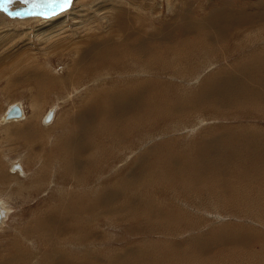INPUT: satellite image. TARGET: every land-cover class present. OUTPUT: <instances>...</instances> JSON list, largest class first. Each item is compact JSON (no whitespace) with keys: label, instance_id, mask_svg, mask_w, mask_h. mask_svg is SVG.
Returning a JSON list of instances; mask_svg holds the SVG:
<instances>
[{"label":"rangeland","instance_id":"rangeland-1","mask_svg":"<svg viewBox=\"0 0 264 264\" xmlns=\"http://www.w3.org/2000/svg\"><path fill=\"white\" fill-rule=\"evenodd\" d=\"M1 202L0 264H264V0L0 10Z\"/></svg>","mask_w":264,"mask_h":264},{"label":"bare ground","instance_id":"bare-ground-1","mask_svg":"<svg viewBox=\"0 0 264 264\" xmlns=\"http://www.w3.org/2000/svg\"><path fill=\"white\" fill-rule=\"evenodd\" d=\"M78 2L80 1V0H77ZM58 7V5L57 6H54V8H57ZM73 15H75L74 13H72ZM121 17V16H120ZM53 18V17H52ZM51 18H49V20H48V22H54V21H57V22H55V26L56 25H61V24H65V20L67 19V17H65V19L64 20H62L61 18H57V19H51ZM135 20H137L136 18H135ZM83 22H85V20H82ZM121 21V20H120ZM126 21V20H125ZM86 23V22H85ZM54 24V23H53ZM76 25V24H75ZM74 25V26H75ZM120 25H122L121 23H120ZM130 26L131 25H129L128 27H127V25L126 24H124L123 26H122V28L124 29V31H121V33L123 32V33H125L126 35H127V37H130V36H132L131 34H134V32H131L130 31ZM51 27V26H50ZM53 27V26H52ZM78 28V27H77ZM87 30V29H86ZM42 31V30H41ZM45 31H48V30H46L45 29ZM113 32V31H112ZM95 34V33H94ZM120 35V34H119ZM94 37H96V36H94ZM115 37V36H114ZM113 37V38H114ZM123 37V36H122ZM105 39V38H104ZM95 40V39H94ZM107 40V39H106ZM89 43V42H88ZM115 44V42H114V39L112 40V41H110L109 43H104V46H105V48H107V49H110L111 51H113L114 49H115V47H112V44ZM90 44V43H89ZM103 44V43H102ZM100 45L101 46V48H104V46L103 45ZM96 45H93V47L92 48H94ZM98 46V45H97ZM115 46V45H114ZM68 47V46H67ZM70 49V48H69ZM75 50V49H74ZM79 50V49H78ZM94 50V49H93ZM110 51V52H111ZM72 52V51H71ZM109 52V51H108ZM81 73V72H80ZM78 75H79V73H78ZM37 76V75H36ZM74 78H76V77H74ZM78 78V77H77ZM43 81V80H42ZM40 83V82H39ZM45 84H47L46 82H45ZM42 89V88H41ZM121 102V101H120ZM112 103V102H111ZM110 103V104H111ZM109 105V104H108ZM104 111V110H103ZM23 115V114H22ZM109 117V116H108ZM16 118H20V117H16ZM22 118V117H21ZM14 119V118H13ZM28 122V121H27ZM22 126V125H21ZM12 131V130H11ZM16 164H18V163H16ZM18 166H19V168L18 169H16L15 170V167L13 166V169H12V172H18V173H20V174H24V168L20 165V164H18ZM70 170V169H69ZM67 173H68V171H67ZM129 190V189H128ZM7 205V204H6ZM0 210H1V213H2V217H1V219H0V223H2V221H3V219H5V217L7 216L6 215V213H7V211L5 210V207H4V205H2V202L0 203Z\"/></svg>","mask_w":264,"mask_h":264},{"label":"snow or ice","instance_id":"snow-or-ice-1","mask_svg":"<svg viewBox=\"0 0 264 264\" xmlns=\"http://www.w3.org/2000/svg\"><path fill=\"white\" fill-rule=\"evenodd\" d=\"M19 2L21 4H29L32 3L33 7H36V0H2V3H0V10H3L4 12L9 11V5ZM49 4H59L61 7V10H63L65 7H67L71 0H47ZM13 15H22V14H31L30 12L25 13H12Z\"/></svg>","mask_w":264,"mask_h":264},{"label":"water","instance_id":"water-1","mask_svg":"<svg viewBox=\"0 0 264 264\" xmlns=\"http://www.w3.org/2000/svg\"><path fill=\"white\" fill-rule=\"evenodd\" d=\"M23 114V111H22V108L19 106V105H14L8 112H7V115H6V119H13V118H16V117H21ZM53 117V114H52V111L47 115L46 117V121H50ZM18 169L19 166H15V169ZM2 217V213H1V210H0V219Z\"/></svg>","mask_w":264,"mask_h":264}]
</instances>
